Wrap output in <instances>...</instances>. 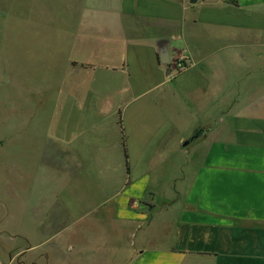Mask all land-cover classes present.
I'll return each instance as SVG.
<instances>
[{"label":"crops","instance_id":"0c3cea01","mask_svg":"<svg viewBox=\"0 0 264 264\" xmlns=\"http://www.w3.org/2000/svg\"><path fill=\"white\" fill-rule=\"evenodd\" d=\"M38 1L73 17L52 24L68 52L57 94L121 97L146 130L131 163L127 116L105 105L120 115L116 143L39 138L29 167L22 116L19 214L0 213V264H264V0ZM174 127L179 160L157 193L147 145Z\"/></svg>","mask_w":264,"mask_h":264},{"label":"rangeland","instance_id":"374dc122","mask_svg":"<svg viewBox=\"0 0 264 264\" xmlns=\"http://www.w3.org/2000/svg\"><path fill=\"white\" fill-rule=\"evenodd\" d=\"M39 2L32 1L26 14L27 11L22 9L24 1L0 0V213L10 206L13 215L19 214V172L25 162L21 159L20 150L22 116L29 167L35 163L33 150L39 138L52 139L56 136L62 143L71 142L79 146L84 138L103 143L106 134L116 143L119 138L116 122L120 115L117 117V113L108 108L103 110L105 105L115 103L121 107L122 118L124 114L127 116L124 129L131 163L137 162L135 157L141 153L143 146L139 138L146 130L133 124V112L125 109L121 97L73 96L66 89L65 94H57L62 90L59 78L68 52L63 45L54 41L52 24L58 22L66 25L73 17L42 15ZM53 3L56 6V2ZM43 4L47 9L52 7L50 3ZM79 52L80 46H77L75 53ZM30 91L35 94L28 95ZM95 119L100 120L98 125L101 127H90ZM104 125H107V132L103 131ZM178 134L179 127H174L170 134H166L165 141L157 139L147 145L146 152L152 159L148 185L157 193L159 180L165 177L171 166L178 163ZM145 135L159 138L160 131L153 128ZM41 261L38 256H29L25 264H40ZM48 263L46 261L44 264Z\"/></svg>","mask_w":264,"mask_h":264},{"label":"built area","instance_id":"2783aa9c","mask_svg":"<svg viewBox=\"0 0 264 264\" xmlns=\"http://www.w3.org/2000/svg\"><path fill=\"white\" fill-rule=\"evenodd\" d=\"M185 58H180V62H176V67L180 70L184 69L187 66V60ZM182 61V62H181Z\"/></svg>","mask_w":264,"mask_h":264},{"label":"trees","instance_id":"16d2710c","mask_svg":"<svg viewBox=\"0 0 264 264\" xmlns=\"http://www.w3.org/2000/svg\"><path fill=\"white\" fill-rule=\"evenodd\" d=\"M120 123V120H119ZM202 132V129H198L194 132V134H197V136H199ZM124 138V137H123ZM123 147H124V156H125V164H126V168L128 169V164H127V154H126V148H125V143L123 141Z\"/></svg>","mask_w":264,"mask_h":264},{"label":"water","instance_id":"95a60500","mask_svg":"<svg viewBox=\"0 0 264 264\" xmlns=\"http://www.w3.org/2000/svg\"><path fill=\"white\" fill-rule=\"evenodd\" d=\"M190 1L191 2H194L195 0H190ZM197 137H198L197 134L191 135V137H189L188 139H186L185 141H183L182 146H186L188 143H190L191 141H193Z\"/></svg>","mask_w":264,"mask_h":264}]
</instances>
